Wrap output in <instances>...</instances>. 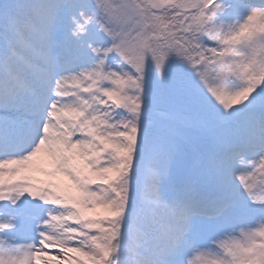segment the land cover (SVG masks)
Segmentation results:
<instances>
[{"label": "snow or ice", "instance_id": "6c2138e0", "mask_svg": "<svg viewBox=\"0 0 264 264\" xmlns=\"http://www.w3.org/2000/svg\"><path fill=\"white\" fill-rule=\"evenodd\" d=\"M0 205V264H264V0H2Z\"/></svg>", "mask_w": 264, "mask_h": 264}, {"label": "rangeland", "instance_id": "374dc122", "mask_svg": "<svg viewBox=\"0 0 264 264\" xmlns=\"http://www.w3.org/2000/svg\"><path fill=\"white\" fill-rule=\"evenodd\" d=\"M2 2V0H0ZM226 23L234 22L231 17H228L225 21ZM0 212L3 213V218H7L10 215H13L15 213V209L8 208L7 206L0 205Z\"/></svg>", "mask_w": 264, "mask_h": 264}]
</instances>
